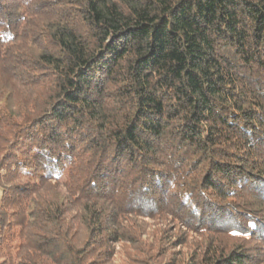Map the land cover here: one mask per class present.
I'll return each mask as SVG.
<instances>
[{
	"label": "trees",
	"instance_id": "16d2710c",
	"mask_svg": "<svg viewBox=\"0 0 264 264\" xmlns=\"http://www.w3.org/2000/svg\"><path fill=\"white\" fill-rule=\"evenodd\" d=\"M146 219L264 264V0H0V264H115Z\"/></svg>",
	"mask_w": 264,
	"mask_h": 264
},
{
	"label": "rangeland",
	"instance_id": "374dc122",
	"mask_svg": "<svg viewBox=\"0 0 264 264\" xmlns=\"http://www.w3.org/2000/svg\"><path fill=\"white\" fill-rule=\"evenodd\" d=\"M159 221H161L162 223L161 222L158 223V221L152 219L139 220V224L143 227V229H145V231L149 230V233L153 235L154 239L150 240L152 237L148 233V235L142 237L145 244L139 246L138 248H136V250L131 249V246H123L119 248L117 251L115 264H126V262H128L126 258L129 256L131 259L133 257L144 260L150 258L151 260H148L149 264L162 263L163 261H173V264L175 262L176 264H185V261L189 259L188 256L190 254L199 251L198 247L201 239L200 236L194 234H188L190 236L186 238L184 234H181V232L177 231L176 228L174 229L172 223H169L167 221L165 222L163 220H159ZM160 229H164V230L170 229L169 231H167L169 233V234L167 233V235L171 236V238H169L170 244L167 241V239L164 238L163 239L161 238L160 240H156L155 233L161 231ZM175 236L182 237L181 244H178V239L173 240L174 238L172 237ZM139 249L140 250L142 249L143 252H140Z\"/></svg>",
	"mask_w": 264,
	"mask_h": 264
}]
</instances>
